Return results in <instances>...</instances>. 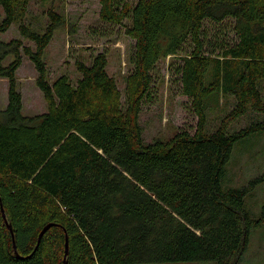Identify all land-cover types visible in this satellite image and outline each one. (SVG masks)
I'll return each mask as SVG.
<instances>
[{
    "label": "trees",
    "instance_id": "trees-1",
    "mask_svg": "<svg viewBox=\"0 0 264 264\" xmlns=\"http://www.w3.org/2000/svg\"><path fill=\"white\" fill-rule=\"evenodd\" d=\"M98 1L100 20L129 21L134 44L123 92L105 52L89 64L76 60L75 81L51 80L42 54L62 16L48 8L37 32L22 20L28 0H0V34L20 18L19 37L0 40V76L8 80L0 109V264H238L251 228L264 223V204L258 218L244 208L264 173L237 187L225 165L237 140L264 131V119L228 129L248 108L264 114L257 84L264 0ZM21 53L47 106L31 116L21 114L16 86ZM167 56L182 62L175 73L195 128L144 144L139 112L153 96L152 69ZM216 92L235 102L207 132L205 100Z\"/></svg>",
    "mask_w": 264,
    "mask_h": 264
},
{
    "label": "rangeland",
    "instance_id": "rangeland-1",
    "mask_svg": "<svg viewBox=\"0 0 264 264\" xmlns=\"http://www.w3.org/2000/svg\"><path fill=\"white\" fill-rule=\"evenodd\" d=\"M135 3L136 0H128ZM98 0H28L23 21L35 31L42 32L48 22L46 11L52 8L62 16V23L54 29L53 37L42 54L49 78L67 74L72 81L78 72L76 60L90 63L91 56L97 52H105L108 60L107 71L117 82L123 92L124 80L130 71L131 55L134 41L125 33L129 24H114L99 19ZM3 18L0 7V21ZM20 18L15 17L10 27L0 34V40L7 42L19 37L18 24ZM28 44V41L24 40ZM30 44V43H29ZM22 62L16 70V86L21 94V114L31 116L46 111L47 106L42 92L37 87L36 70L29 57L21 53ZM12 56L4 60L8 64ZM182 63L180 57L167 56L161 59L152 69L151 100L142 104L138 122L144 144L155 141L170 140L179 129L193 132L196 115L190 105V99L181 93L180 81L175 73ZM207 82L211 80L208 73ZM264 101V77L257 81ZM8 101V80L0 76V109L5 108ZM231 94L218 93L205 100L209 107L205 109V131L218 128L223 115L234 106ZM264 119V114L248 108L245 114L230 124L228 132L232 133L253 121ZM264 173V131L251 133L234 143L230 158L225 165V178L233 186L246 185L249 180ZM264 204V182L257 184L244 197V208L253 218H258ZM156 264H216L215 261L162 262ZM238 264H264V223L252 227L249 239Z\"/></svg>",
    "mask_w": 264,
    "mask_h": 264
},
{
    "label": "water",
    "instance_id": "water-1",
    "mask_svg": "<svg viewBox=\"0 0 264 264\" xmlns=\"http://www.w3.org/2000/svg\"><path fill=\"white\" fill-rule=\"evenodd\" d=\"M1 211H2V213H3V209L1 208ZM3 217H4V214H3ZM5 218V217H4ZM5 221H6V219H5ZM51 225H53L52 223H48V224H46L43 228H42V230L40 231V233H39V237L44 233V231L46 230V229H48ZM8 228H10V225H8ZM13 248L15 249V244H14V242H13ZM67 252V241L65 242V253ZM64 257H65V255H64ZM65 264V263H64Z\"/></svg>",
    "mask_w": 264,
    "mask_h": 264
}]
</instances>
